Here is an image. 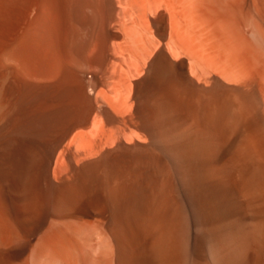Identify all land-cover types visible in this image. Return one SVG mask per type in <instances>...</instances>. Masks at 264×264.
Listing matches in <instances>:
<instances>
[{"label": "bare ground", "instance_id": "obj_1", "mask_svg": "<svg viewBox=\"0 0 264 264\" xmlns=\"http://www.w3.org/2000/svg\"><path fill=\"white\" fill-rule=\"evenodd\" d=\"M0 264H264V0H0Z\"/></svg>", "mask_w": 264, "mask_h": 264}]
</instances>
